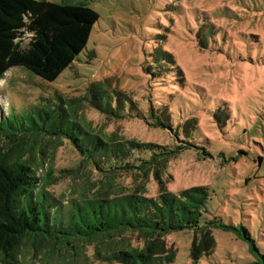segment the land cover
Returning a JSON list of instances; mask_svg holds the SVG:
<instances>
[{
    "label": "trees",
    "instance_id": "1",
    "mask_svg": "<svg viewBox=\"0 0 264 264\" xmlns=\"http://www.w3.org/2000/svg\"><path fill=\"white\" fill-rule=\"evenodd\" d=\"M98 18V12L83 2L0 0V79L17 66L46 81L55 80L84 49ZM213 32L208 42L199 32L196 42L208 47ZM151 59L145 109L129 94L119 90L111 94L93 84L67 102L59 97L56 104L38 103L0 116V264H19V250L26 242L63 247L74 255L90 249L84 264H169L176 248L167 243V235L183 229L194 231L190 250L194 259L214 250L212 228L228 226L216 219L200 225L208 188L194 185L173 192L165 180L169 161L179 153L196 150L197 157L211 156L205 150L201 156L202 147L191 137L200 124L193 114L211 108L201 98L198 105L187 98L201 96V88L186 80L173 53L160 48ZM170 85L181 93L171 95L168 90L175 88ZM81 99L104 120L142 119L171 140L117 137L114 131L100 134L91 122L78 120L75 104ZM195 106L200 107L193 110ZM225 108L226 120L230 112ZM187 121L193 129L180 124ZM45 137L71 147L76 154L71 164L58 170L52 164L44 168L53 158L38 156L40 150L34 146ZM83 173L91 184L89 193L62 205L50 192L52 187ZM152 179L158 185L155 194H149ZM242 231L251 242L248 231Z\"/></svg>",
    "mask_w": 264,
    "mask_h": 264
},
{
    "label": "rangeland",
    "instance_id": "2",
    "mask_svg": "<svg viewBox=\"0 0 264 264\" xmlns=\"http://www.w3.org/2000/svg\"><path fill=\"white\" fill-rule=\"evenodd\" d=\"M70 1L86 3L99 14L86 46L53 81L22 67L8 69L0 79V116L38 103L56 104L59 97L67 102L93 84L103 85L111 94L117 90L129 94L145 109L142 102L150 74L146 68L154 52L165 48L176 57L186 80L201 88V96L187 98L196 105L201 104V98L211 108L204 112L196 110L200 106L194 107L193 115L200 124L191 136L202 147L201 156L203 150L211 156L197 157L196 150L179 153L168 163L167 187L178 192L205 185L209 198L200 225L216 219L228 226L212 228L214 250L197 259L190 254L193 229L169 232L167 243L176 248L175 259L169 264H264V0ZM212 30L208 47L196 42L199 32L204 34L202 41L208 42ZM170 86L175 88L168 90L171 95L181 93L179 87ZM75 106L78 120L91 122L100 134L114 131L117 137L171 140L142 119L104 120L86 99ZM189 106L187 100L185 112ZM225 107L230 112L226 120ZM180 124L193 129L189 121ZM34 147L40 150L38 156L53 158L46 160L45 169L52 164L58 170L76 158L71 147L56 138L37 139ZM85 178L83 173L79 178L61 179L50 192L66 205L70 198L89 193L90 183ZM157 191L152 179L149 194ZM242 228L250 234L251 242L242 237ZM86 252L92 250L83 248L74 255L63 247L26 242L20 247L18 261L84 264Z\"/></svg>",
    "mask_w": 264,
    "mask_h": 264
}]
</instances>
